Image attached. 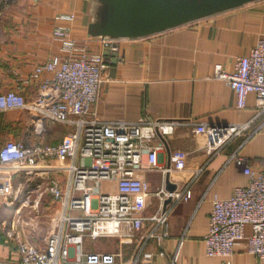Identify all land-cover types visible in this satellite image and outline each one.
<instances>
[{
  "label": "built area",
  "instance_id": "2783aa9c",
  "mask_svg": "<svg viewBox=\"0 0 264 264\" xmlns=\"http://www.w3.org/2000/svg\"><path fill=\"white\" fill-rule=\"evenodd\" d=\"M65 23L56 25L51 36L59 52L38 63L16 87L0 93V113L25 111L38 122L68 127L61 140L44 144L38 136L26 145L8 138L0 145V198L13 206L22 183L12 176L45 178L44 192L51 197L54 212L44 245L18 243V259L0 258V264H137L120 263L116 251H85V239L135 237L145 222L154 223L145 240L168 237L167 214L160 202L169 194L163 185L150 191L144 172L164 175L186 171L187 154L174 150L168 165H160L158 155L178 127L204 135L205 152L212 156L237 137L244 142L264 131V35L249 53L237 57L232 69L214 67V78L234 93L236 107L244 108L249 94L255 98L256 115L242 123L210 124L188 119L106 120L96 111L100 87L107 70L104 53L118 50L115 39H101L99 52H91L84 41L71 36L73 15H61ZM50 74L49 77L44 75ZM33 82L39 94L26 101L21 88ZM259 126L252 128L256 118ZM146 162L145 167L143 162ZM233 162L249 179L247 186L235 187L229 198L214 195L204 236L205 254L230 258L243 243L247 253L264 264V171H254L246 157L233 155ZM155 196L158 211L144 215L140 201ZM191 192L174 193L176 201L188 200ZM38 204V202H35ZM249 226L251 233L245 235ZM4 234L11 238L12 229ZM179 249L172 259L175 264ZM162 255V253H161Z\"/></svg>",
  "mask_w": 264,
  "mask_h": 264
},
{
  "label": "crops",
  "instance_id": "0c3cea01",
  "mask_svg": "<svg viewBox=\"0 0 264 264\" xmlns=\"http://www.w3.org/2000/svg\"><path fill=\"white\" fill-rule=\"evenodd\" d=\"M70 14L74 16L71 36L86 42L89 51L99 52L101 38L95 33L113 23L106 0H17L0 21V93L16 87L18 79L28 77L38 63L59 52V43L51 32L56 25L65 23L61 15ZM263 35L264 0H243L186 23L117 37V52L104 53L108 68L103 74L96 111L106 120L175 118L210 124L249 121L256 115L254 95L249 94L245 107L238 109L233 91L214 78V67L232 69L236 58L247 55ZM20 92L26 101H32L39 94V85L26 84ZM24 114L27 113H0V129L6 131V137L22 138L16 129L26 126ZM261 122V117L256 118L252 128ZM37 129L41 131L39 140L50 131L43 128V122ZM243 140L244 136L237 137L210 156L204 149V135L186 127L176 128L158 159L160 165H168L172 152L182 150L187 154L186 171L143 173L150 191L163 185L169 194L160 202L161 210L169 208L168 237L158 240L155 236L146 242L154 225L146 221L137 236L105 238L98 247L106 242L110 245L106 251L121 254L120 263L136 258L137 264H171L179 249L175 264H256L257 259L247 253L243 243L235 247L230 258L209 257L204 245L213 196L229 198L235 187L247 186L249 181L234 164L233 155L246 157L252 170L264 171V131ZM18 182L21 184V180ZM186 190L191 192L190 198L176 201L174 193ZM140 204L144 215L151 216L158 211L159 200L152 196ZM250 233L247 226L245 235ZM45 238L46 235L33 243L18 232L14 239L4 234L0 236V258L18 259V243L42 247ZM91 244L85 239L84 250L101 251L90 248Z\"/></svg>",
  "mask_w": 264,
  "mask_h": 264
},
{
  "label": "rangeland",
  "instance_id": "374dc122",
  "mask_svg": "<svg viewBox=\"0 0 264 264\" xmlns=\"http://www.w3.org/2000/svg\"><path fill=\"white\" fill-rule=\"evenodd\" d=\"M16 3L17 0H0V21L6 18V15L11 11V7ZM23 116V119L26 121V126L24 128H18L16 131L18 136L22 137L18 140L28 145L32 143L36 137L35 135L38 130L36 124L38 122L32 119L28 114H24ZM43 128L50 130L48 134L44 135V139H40L44 144L58 143L61 137L66 133L62 127L49 125L44 121ZM5 132L6 131L3 129H0V145L9 137H6ZM8 134L7 132V135ZM16 179L17 182L21 180L22 189L16 201L12 198H7V201H12L13 206L7 209L4 203L5 200L0 198V208L5 209L4 212L0 211V236L4 237V232L12 229V239H14L16 232H18L21 235L23 234L24 237L29 238L33 243H36L49 233L51 218L56 204L52 201L51 197L44 192L45 178L33 177L32 179H28L22 176H12L11 182L15 183ZM42 200H44V202L41 204ZM35 202H38V204H35ZM15 208L18 209L17 214H15ZM1 233H3V235ZM103 239L105 238L89 240L92 242L90 248L101 251L109 249L108 247H110V245L106 242L98 247V245L104 241Z\"/></svg>",
  "mask_w": 264,
  "mask_h": 264
},
{
  "label": "water",
  "instance_id": "95a60500",
  "mask_svg": "<svg viewBox=\"0 0 264 264\" xmlns=\"http://www.w3.org/2000/svg\"><path fill=\"white\" fill-rule=\"evenodd\" d=\"M243 0H106L113 23L95 36L101 39L156 31L231 7ZM119 26H115V24Z\"/></svg>",
  "mask_w": 264,
  "mask_h": 264
}]
</instances>
